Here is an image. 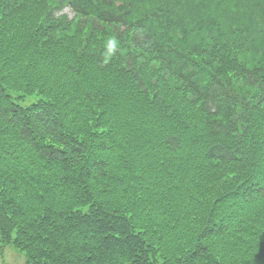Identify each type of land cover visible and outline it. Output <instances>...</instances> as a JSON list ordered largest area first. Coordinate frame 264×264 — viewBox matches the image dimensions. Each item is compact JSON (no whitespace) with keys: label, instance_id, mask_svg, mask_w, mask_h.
Masks as SVG:
<instances>
[{"label":"trees","instance_id":"obj_1","mask_svg":"<svg viewBox=\"0 0 264 264\" xmlns=\"http://www.w3.org/2000/svg\"><path fill=\"white\" fill-rule=\"evenodd\" d=\"M7 247L264 264V0H0Z\"/></svg>","mask_w":264,"mask_h":264},{"label":"rangeland","instance_id":"obj_2","mask_svg":"<svg viewBox=\"0 0 264 264\" xmlns=\"http://www.w3.org/2000/svg\"><path fill=\"white\" fill-rule=\"evenodd\" d=\"M25 260V254L13 247H7L4 250L3 256L0 255V264H3L4 262L7 264H24Z\"/></svg>","mask_w":264,"mask_h":264}]
</instances>
